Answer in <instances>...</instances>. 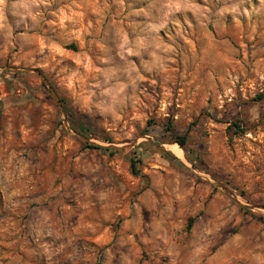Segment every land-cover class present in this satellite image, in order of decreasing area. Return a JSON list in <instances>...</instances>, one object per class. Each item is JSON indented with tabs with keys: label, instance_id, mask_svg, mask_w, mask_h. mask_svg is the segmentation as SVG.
Wrapping results in <instances>:
<instances>
[{
	"label": "rangeland",
	"instance_id": "1",
	"mask_svg": "<svg viewBox=\"0 0 264 264\" xmlns=\"http://www.w3.org/2000/svg\"><path fill=\"white\" fill-rule=\"evenodd\" d=\"M0 187V264H264V0H0Z\"/></svg>",
	"mask_w": 264,
	"mask_h": 264
},
{
	"label": "trees",
	"instance_id": "2",
	"mask_svg": "<svg viewBox=\"0 0 264 264\" xmlns=\"http://www.w3.org/2000/svg\"><path fill=\"white\" fill-rule=\"evenodd\" d=\"M79 129H80V130H81V129H82V130H85V128H84L83 126H80ZM173 142L178 143L181 147L184 146L183 139L176 138ZM94 148H96V149H101V150H103V151H107V150H109V147H101V146H98V145H95ZM168 154H169V153H168ZM130 170H131V173H132L133 175H137V174H138V169H137V167H136V163H135V161H131V162H130ZM192 221H193V218H192V217L188 219V227L191 226Z\"/></svg>",
	"mask_w": 264,
	"mask_h": 264
},
{
	"label": "crops",
	"instance_id": "3",
	"mask_svg": "<svg viewBox=\"0 0 264 264\" xmlns=\"http://www.w3.org/2000/svg\"><path fill=\"white\" fill-rule=\"evenodd\" d=\"M0 189H1V187H0ZM21 190V191H20ZM22 190H23V188H21V187H17L15 190H13V192H12V194L13 195H10L9 197L8 196H6V194H3V200H10V202H11V200L13 199V201L16 203V204H20V203H22V202H24V200L25 199H21L22 198V196H23V194H22ZM14 198H13V197ZM12 201V202H13ZM10 204V203H9ZM13 204V203H12ZM18 206H20V205H18ZM51 257V256H50ZM58 261H59V259H58Z\"/></svg>",
	"mask_w": 264,
	"mask_h": 264
},
{
	"label": "water",
	"instance_id": "4",
	"mask_svg": "<svg viewBox=\"0 0 264 264\" xmlns=\"http://www.w3.org/2000/svg\"><path fill=\"white\" fill-rule=\"evenodd\" d=\"M24 71H29V70L26 69V70H24ZM33 72H35V73L38 75V77H39V78H40V79L46 84V86L48 87V89L51 91L50 87H49L48 84L46 83V81H45V79L43 78V76L41 75V73L38 72V71H35V70H33ZM51 93H52V96H53V98L55 99L56 103L59 105L58 100L56 99L54 93H53L52 91H51ZM59 107H60V106H59Z\"/></svg>",
	"mask_w": 264,
	"mask_h": 264
},
{
	"label": "bare ground",
	"instance_id": "5",
	"mask_svg": "<svg viewBox=\"0 0 264 264\" xmlns=\"http://www.w3.org/2000/svg\"><path fill=\"white\" fill-rule=\"evenodd\" d=\"M170 150L174 153V155L180 157L181 152H180V150L177 147L171 146Z\"/></svg>",
	"mask_w": 264,
	"mask_h": 264
}]
</instances>
